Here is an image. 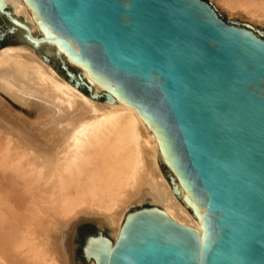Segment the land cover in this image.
Listing matches in <instances>:
<instances>
[{
	"label": "water",
	"instance_id": "1",
	"mask_svg": "<svg viewBox=\"0 0 264 264\" xmlns=\"http://www.w3.org/2000/svg\"><path fill=\"white\" fill-rule=\"evenodd\" d=\"M27 1L95 85L149 120L186 202L204 215L201 233L158 211L127 214L115 244L91 238L85 256L96 264H264V38L219 15L212 0Z\"/></svg>",
	"mask_w": 264,
	"mask_h": 264
},
{
	"label": "bare ground",
	"instance_id": "2",
	"mask_svg": "<svg viewBox=\"0 0 264 264\" xmlns=\"http://www.w3.org/2000/svg\"><path fill=\"white\" fill-rule=\"evenodd\" d=\"M228 2L243 4L264 23V0ZM5 6L35 42L0 49V87L37 105L47 146L37 153L39 149L33 151L35 146L20 134L13 138L0 132V264H65L45 234L54 217L51 211L64 216L84 205L92 219L107 227L110 248L120 237L127 214L139 210L168 214L203 233L204 215L186 202L189 191L149 120L109 86L95 85L88 67L48 32L27 0H0L2 11ZM44 41L91 85L107 91L110 99L93 98L63 78L38 53L36 46ZM71 242L69 234L65 238L69 249Z\"/></svg>",
	"mask_w": 264,
	"mask_h": 264
},
{
	"label": "rangeland",
	"instance_id": "3",
	"mask_svg": "<svg viewBox=\"0 0 264 264\" xmlns=\"http://www.w3.org/2000/svg\"><path fill=\"white\" fill-rule=\"evenodd\" d=\"M212 1L218 9L219 15L225 16L230 22L248 23L249 28L264 38V23L258 22L263 20V18L248 13L243 4L234 5L228 2V0ZM3 10L5 13L0 9V49L13 44L34 43L35 41L25 32L24 27L20 23H15L6 14L8 12L10 15H13L10 6H5ZM36 48L38 53L63 78L77 85L83 93L100 101L106 100L103 93L104 90L91 85L88 80L87 83L90 86V91L86 87L81 86L79 83L80 79L76 77L79 74L78 68L63 54H58L54 45L44 41L38 44ZM81 79L86 80L84 76H81ZM34 105L35 103H30V100L13 96L0 87V132L4 133L5 131L8 135L11 134L8 137L13 138H20V136L22 138L23 136L22 140H27L28 144H32L31 147L35 146L34 150L32 149L33 147L31 148L33 151L35 149L37 151L40 148L43 153L47 142L44 132L40 128L41 125L39 124V108L37 105ZM40 149L37 153H41ZM163 170L168 178L171 179V175L164 165ZM86 207L87 205L82 206V208H76L72 213L70 212L64 216L55 215L56 213L53 211V214L51 211V215H54V217L51 216L53 218L52 223L48 228L49 232L47 231L45 234L49 238V241L53 242L57 251L61 253L63 262L66 260L65 264H69L72 261L74 264H91L93 258H87L83 252L85 242L91 238H99V236L111 239L107 227L92 219L89 214L90 211ZM69 234L72 236L70 249L65 243V238Z\"/></svg>",
	"mask_w": 264,
	"mask_h": 264
}]
</instances>
